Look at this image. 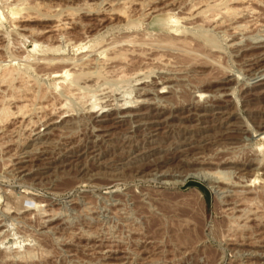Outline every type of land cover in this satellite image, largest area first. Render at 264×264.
I'll return each instance as SVG.
<instances>
[{
    "label": "rangeland",
    "instance_id": "rangeland-1",
    "mask_svg": "<svg viewBox=\"0 0 264 264\" xmlns=\"http://www.w3.org/2000/svg\"><path fill=\"white\" fill-rule=\"evenodd\" d=\"M214 2L0 0V264H264V0Z\"/></svg>",
    "mask_w": 264,
    "mask_h": 264
},
{
    "label": "bare ground",
    "instance_id": "bare-ground-1",
    "mask_svg": "<svg viewBox=\"0 0 264 264\" xmlns=\"http://www.w3.org/2000/svg\"><path fill=\"white\" fill-rule=\"evenodd\" d=\"M229 1H232V2H233V0H215V2H214L212 5H210V6H209V5H208V6L206 5V6H207L208 8H210V7H214V8L216 9V8H218V7H222L221 5H222L223 3H225V2H228V3H229ZM234 1H236V0H234ZM225 5H226V3H225ZM206 6H205V7H206ZM205 7H204V10L207 8V7H206V8H205ZM194 8H195V7H194ZM191 9H192V8H191ZM215 9H214V10H215ZM219 9H220V13H222V14H223V13H225V14H229V13H231L230 10H231L232 8L229 7V5H228V6L224 7V8L222 7V8H219ZM219 9H218V10H219ZM235 9H237V8L235 7ZM211 10H213V9H211ZM211 10H210V12H211ZM233 10H234V9H233ZM233 10H231V11H233ZM240 10H241V9H240ZM240 10H239V11H240ZM215 11H217V10H215ZM203 12H205V11H201V12H199V13H202V14H203ZM207 12H208V11H207ZM195 13H196V12H195ZM220 13L217 12V14H220ZM232 13H233V12H232ZM240 13H241V11H240ZM213 14H214V12H213ZM222 14H221V15H222ZM192 15H193V14H192ZM198 15H200V14H198ZM209 15H211V14H208V15H206V16H209ZM214 15H215V14H214ZM223 15H224V14H223ZM201 16H202V15H201ZM211 16H212V15H211ZM216 16H217V15H216ZM216 16H215V17H216ZM230 16L233 17V15H230ZM230 16H229V17H230ZM204 17H205V15H204ZM223 17H224V16H223ZM207 18H208L209 20H211V17H210V16L207 17ZM207 18H205V19L207 20ZM227 18H228V17H227ZM230 18H231V17H230ZM230 18H229V20H230ZM205 19H204V20H205ZM212 19H214L213 16H212ZM222 19H223V18H222ZM225 19H226V18H225ZM231 19H232V18H231ZM232 20H233V19H232ZM224 21H226V20H224ZM206 22H210V21H206ZM226 22H227V21H226ZM226 22H225V23H226ZM228 22H229V21H228ZM222 23H224L223 20H221L220 24H222ZM226 24H227V23H226ZM61 25H62V24H61ZM227 25H228V24H227ZM58 26H59V24H58ZM225 26H226V25H225ZM242 26H243V25H242ZM60 27H61V26H60ZM239 27H240V25H239ZM54 28H55V27H54ZM232 28H233V27H232ZM233 29H234V28H233ZM236 29H237V28H236ZM171 36H172V35H171ZM151 39H153V38H151ZM168 40H169V38H168ZM171 40H173V39H171ZM171 40H170V41H171ZM180 40H181V39H180ZM180 40H179V41H180ZM153 41H155V40H153ZM153 41H152V42H153ZM158 41H159V40H158ZM158 41H157V42H158ZM160 41H161V40H160ZM160 41H159V42H160ZM152 42H151V43H152ZM159 42H158V44H159ZM161 42L163 43V41H161ZM164 42H165V41H164ZM176 42H177V41H176ZM151 43H150V44H151ZM162 43H160V46H162ZM169 43H170V42H169ZM169 43H168V44H169ZM153 44H154V43H152V46H153ZM154 45H155V46H153V47L157 48V47H156V43H155ZM160 46H159V47H160ZM163 46H164V45H163ZM175 46H176V45H175ZM82 47H86V45H82ZM177 47H178V46H177ZM169 48H170V47H169ZM171 48H173L172 45H171ZM181 48H182V47H181ZM125 49H126V48H125ZM125 49H120V51H118V50H119V49H118V50H117L118 52H117V51H114L115 53H113L111 56H109V55L111 54V53H110V54L108 55L109 57H106V58H108V60L110 61V63L112 62V64H114V62H117V61H118V62H119V61L121 62L122 60H123V63H124V59L127 58L126 55H127V52H128V51H127L128 49H126V52H125ZM173 49H174V48H173ZM178 49H179V48H178ZM150 50H151V49H150ZM161 50H162V49H161ZM174 50H175V49H174ZM194 50H195V48H194ZM181 51H182V49H181ZM183 51H184V50H183ZM185 52H186V51H185ZM185 52H184V54H185ZM186 53H187V52H186ZM188 53H189V52H188ZM188 53H187V54H188ZM30 54H31V53H30ZM101 54H102V53H101ZM103 54H104V53H103ZM104 55H105V54H104ZM106 55H107V54H106ZM106 55H105V56H106ZM160 55H163V54L161 53ZM181 55H182V53H181ZM193 55H194V54H193ZM163 56H164V55H163ZM163 56H160V58L163 57ZM188 56L190 57L189 54H188ZM207 56H208V55H207ZM197 57H198V56H197ZM104 58H105V57H104ZM106 58L103 59V60H105V63H106V60H107ZM155 58H157V57H155ZM158 58H159V57H158ZM160 58H159L158 60H160ZM192 58H193V57H192ZM92 59H93V58H92ZM162 59H163V58H162ZM167 59H168V58H167ZM193 59H195V58H193ZM193 59H192V60H193ZM126 60H127V59H126ZM156 60H157V59H156ZM169 60H170V59H169ZM109 61H108V63H109ZM217 61H218V60H217ZM93 62H94V60H93ZM120 62L116 64V65H117L116 67H118V64L120 65ZM159 62H160V61H159ZM191 62H192V61H191ZM88 63H89V62H88ZM103 63H104V62H103ZM123 63H121V66H122ZM177 63H178V62H177ZM114 65H115V64H114ZM123 65H124V64H123ZM109 66H110V65H109ZM109 66H108V67H109ZM28 67H29V66H28ZM116 67L112 65V67H110V68H115V69L117 70ZM121 68H122V67H121ZM16 69L18 70V68H16ZM98 69H100V68H98ZM119 69H120V67H119ZM177 69H178V68H177ZM14 70H15V68H12V69H9V70H7V68H6V69H5V73H6V74H7V73L12 74ZM17 70H16V71H17ZM20 70H21V69L19 68V71H17V72L20 73ZM122 70H123V69H122ZM21 72H22V71H21ZM84 72H85V71H84ZM108 72H109V71H108ZM19 73H18V74H19ZM86 73H87V72H86ZM89 74H90V73H89ZM82 75H83V74H82ZM84 75H85V73H84ZM261 76H263V74H261ZM261 76H260V77H261ZM257 78H258V77H255V78H254V82H256L257 80L263 79V77H261L260 79H259V78L257 79ZM139 81H140V80H139ZM227 81H230V79L227 80ZM227 81H226V82H227ZM257 82H258V81H257ZM257 82H256V83H257ZM258 85H261V86H262V85H264V82H261V83H259ZM97 105H98V104H97ZM97 105H95V103H94V106L92 105V106H93L92 109H93V108H94V109H95V108H98ZM125 105H126V104H125ZM103 106H104V105H103ZM120 106H121V105H120ZM62 107H63V106H62ZM41 108H43V107H41ZM54 108H55V107H54ZM56 108H57V107H56ZM58 108H59V107H58ZM58 108H57V109H58ZM99 108H100V107H99ZM94 109H93V110H94ZM7 110H8V109H7ZM58 110H59V109H58ZM95 110H96V109H95ZM95 110H94V111H95ZM101 110H103V109H101ZM99 111H100V110H99ZM99 111H98V112H99ZM8 112H9V111H8ZM100 112H101V111H100ZM105 112H106V110H105ZM108 114H109V113H108ZM117 114H118V113H117ZM59 115H60V114H59ZM101 116H102V115H101ZM59 117H60V116H59ZM116 118H118V116H117ZM22 119H23V118H22ZM120 120H121V119H120ZM57 122H58V121H57ZM53 123H55V121H54ZM53 123H50V124H53ZM26 126H27V125H26ZM32 132H33V131H32ZM38 134H40V133H38ZM188 142H189V141H188ZM188 142H187V143H188ZM184 149H185V148H184Z\"/></svg>",
    "mask_w": 264,
    "mask_h": 264
},
{
    "label": "water",
    "instance_id": "water-1",
    "mask_svg": "<svg viewBox=\"0 0 264 264\" xmlns=\"http://www.w3.org/2000/svg\"><path fill=\"white\" fill-rule=\"evenodd\" d=\"M36 45L35 41H31V43L29 44V49L33 50L34 46Z\"/></svg>",
    "mask_w": 264,
    "mask_h": 264
},
{
    "label": "trees",
    "instance_id": "trees-1",
    "mask_svg": "<svg viewBox=\"0 0 264 264\" xmlns=\"http://www.w3.org/2000/svg\"><path fill=\"white\" fill-rule=\"evenodd\" d=\"M199 186H201L204 190H206L205 187H204L203 185H199Z\"/></svg>",
    "mask_w": 264,
    "mask_h": 264
}]
</instances>
